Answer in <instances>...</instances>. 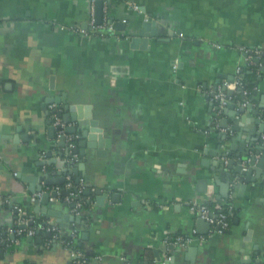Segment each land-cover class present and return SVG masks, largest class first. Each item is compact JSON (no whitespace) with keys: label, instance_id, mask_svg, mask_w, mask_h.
<instances>
[{"label":"crops","instance_id":"crops-1","mask_svg":"<svg viewBox=\"0 0 264 264\" xmlns=\"http://www.w3.org/2000/svg\"><path fill=\"white\" fill-rule=\"evenodd\" d=\"M97 1L0 0V264H75L49 232L13 238L17 207L59 225L91 264H264V172L241 182L226 166L253 140L264 147V0H102L126 30L83 34ZM145 21L157 36L135 47ZM225 86L237 104L219 111ZM55 116L77 128L78 161ZM67 175L87 207L63 227L35 202L58 191L52 208L71 219ZM194 203L229 206V230L209 236ZM176 236L207 240L189 256Z\"/></svg>","mask_w":264,"mask_h":264},{"label":"built area","instance_id":"built-area-1","mask_svg":"<svg viewBox=\"0 0 264 264\" xmlns=\"http://www.w3.org/2000/svg\"><path fill=\"white\" fill-rule=\"evenodd\" d=\"M98 32H106V33H113L114 28L113 25L109 23L108 20V7L105 6L104 8V22L99 24L97 22V15H96V8L95 5L92 6V13H91V21L89 28H84L81 30V33L83 34H95ZM176 67V66H175ZM216 104L219 106L218 110L220 111L222 107L226 104L227 101V95L225 92L220 91L216 95ZM55 127L58 129V134L60 138H63V136L66 137V146L70 152H73L75 149V142H76V136H71L66 133V125L63 123L61 118L54 117L53 119ZM78 154H73L71 157L72 161H78ZM66 185L68 189L76 188L74 187V180L72 179L71 175H67L66 177ZM83 192V189L76 188V193L71 191V195L68 198V202L73 205V212L76 216H81L85 210V204H87L86 199H83L80 197V194ZM231 209V208H230ZM17 210L21 214V221L18 225L15 227L10 228V233L14 234L17 237L21 236H34L37 234V232H49L53 234V236L56 237V239H60L61 243L64 244L66 247L71 250V256L73 258V261L75 264H91V259L86 254V252L82 249L76 248L74 244V237L70 238L68 241L63 240L60 238L62 234V229L59 225L51 222H39L36 223L35 220L34 224H31V220L27 217H25L24 210L22 207H17ZM191 211L193 213H196V215L210 223L211 225V231L209 236L214 235H222L225 234L230 226V218L229 214L225 211L223 207H219V212H213L210 207L206 204H192L191 205ZM198 240L199 242L203 243L206 242L207 237L206 236H199L198 238L195 237H185V236H176L173 240H171V247H191L194 242ZM168 258V256H167Z\"/></svg>","mask_w":264,"mask_h":264},{"label":"water","instance_id":"water-1","mask_svg":"<svg viewBox=\"0 0 264 264\" xmlns=\"http://www.w3.org/2000/svg\"><path fill=\"white\" fill-rule=\"evenodd\" d=\"M96 15H97V22L99 24L103 23L104 22V2L102 0H98L97 1V8H96ZM108 20H109V23L113 25V28L114 30H126V27L123 25V23L119 22V21H116L114 17H108ZM84 28H88L87 26H85ZM150 36H157V30L155 28H152V25L149 21H145L142 23V26L138 29V31L133 35V46L137 47L136 45L138 43H141L143 42L144 45L142 48H145L149 43V38ZM223 91L227 92L228 93V99L226 101V105H227V108L233 110L235 108V105L237 104V100L234 101L233 100H230V98H233L235 96V91L234 90H231V89H227V87H223L222 88ZM238 91L241 92L242 89L241 88H238ZM243 99L245 98L244 96L242 97ZM67 109H69L67 107ZM245 111V108H240V110H238L237 113H235V115H239L240 113L244 112ZM230 116L232 117L233 116V113L230 112ZM66 121L67 122H70L72 119H68L66 116H64ZM75 118V116L73 117V119ZM223 121V127L227 126V120L224 119L222 120ZM235 130L237 129L236 126L234 128ZM77 128H72V127H69L66 129V133L67 134H70V133H73V132H76ZM84 137H89V132L85 131L84 132ZM25 139V137H24ZM255 141L256 140H253L251 142L252 144V147L251 148H241V152L240 154L238 155L240 157V160L238 162H236L234 159H230L228 160L226 163V166L233 170L232 174H228V177H233V178H236V177H239L237 175H240L242 178L241 179V182H245V181H250L251 179H254L253 178V173L256 171L258 176L261 175L263 172H264V153H261L262 150H264V147L263 146H260V145H257L255 144ZM66 144V137L63 136L62 138V142H61V145H65ZM81 146H89V147H97V144L95 142H84L82 141L80 143ZM233 149H235V146L233 147ZM80 151L78 149H75L74 150V153L75 154H78ZM82 153V152H81ZM84 154V153H83ZM226 156V155H225ZM88 160H85V162H87ZM44 164H46V162H44ZM78 168L80 169H84L85 168V164H81V165H78ZM74 172H78L77 169H74ZM257 176V177H258ZM41 177H45L46 178V175H41ZM25 179V178H23ZM87 179L89 180V177L87 176ZM224 179V182H227V180L225 178ZM28 180V179H26ZM29 181H33V180H29ZM65 182V178L64 177H61V178H55V179H47L45 180V186H53V185H56V184H63ZM222 185V192L224 194V196L227 197L228 195V191H227V184H221ZM90 184H88V190H86V193L87 194H90L91 196H97V201H98V204L99 205H105L106 203V200L108 199V195L106 193L103 192L102 189H96L94 191L90 190ZM241 189L244 188V185H241L240 186ZM37 188H31L32 192H36ZM41 190V188H40ZM64 194L66 195H69V191H63ZM58 191H54L52 193H48V192H45L42 194V196L40 198H38L36 200V211L37 213H40L41 212V205L43 206H49V210L46 212L47 215L49 217H52V218H56L58 220V222L61 224V226L63 227H68L69 224L68 222L70 220L72 221H81V218L74 215L71 217H68L67 215H64L63 213L57 211V210H54L52 208L53 204L55 203L54 201L51 200V198H57L58 197ZM114 200H116L117 197H115V195L113 196ZM73 207V206H72ZM18 211V210H17ZM19 212V211H18ZM198 222H205V223H208L206 222L205 220L199 218ZM31 224H34V221L32 220L31 221ZM208 226H210V224L208 223ZM51 236V234H49ZM13 238H16V236L13 234L12 235ZM197 251V248L196 247H189L188 249V255H193L195 252Z\"/></svg>","mask_w":264,"mask_h":264},{"label":"trees","instance_id":"trees-1","mask_svg":"<svg viewBox=\"0 0 264 264\" xmlns=\"http://www.w3.org/2000/svg\"><path fill=\"white\" fill-rule=\"evenodd\" d=\"M76 188L73 189V191H75ZM84 192L80 194V197L83 198L82 196H84ZM84 199V198H83ZM87 207V204H85V208ZM223 208L225 209V211L229 214V218L231 217V209L229 208V206H223ZM212 209V208H211ZM213 211V209H212ZM214 212H219V208H217L216 210H214ZM78 245V244H77Z\"/></svg>","mask_w":264,"mask_h":264}]
</instances>
